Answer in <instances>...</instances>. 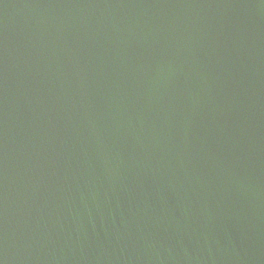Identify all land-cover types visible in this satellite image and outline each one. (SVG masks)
<instances>
[{
    "label": "water",
    "instance_id": "95a60500",
    "mask_svg": "<svg viewBox=\"0 0 264 264\" xmlns=\"http://www.w3.org/2000/svg\"><path fill=\"white\" fill-rule=\"evenodd\" d=\"M0 264H264V0H0Z\"/></svg>",
    "mask_w": 264,
    "mask_h": 264
}]
</instances>
